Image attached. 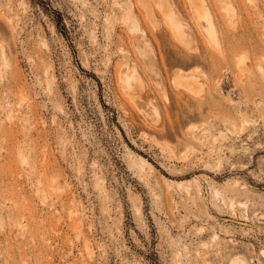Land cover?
<instances>
[{"label": "rangeland", "instance_id": "374dc122", "mask_svg": "<svg viewBox=\"0 0 264 264\" xmlns=\"http://www.w3.org/2000/svg\"><path fill=\"white\" fill-rule=\"evenodd\" d=\"M207 3L0 0V264H264V0Z\"/></svg>", "mask_w": 264, "mask_h": 264}, {"label": "bare ground", "instance_id": "6f19581e", "mask_svg": "<svg viewBox=\"0 0 264 264\" xmlns=\"http://www.w3.org/2000/svg\"><path fill=\"white\" fill-rule=\"evenodd\" d=\"M191 1V6L192 8H194V13L197 15L198 19L200 22H202L204 24V27H205V30L207 32V34L213 39V38H216L217 36V31L214 29V25H213V17H212V13L210 11V8L208 6V3L206 0H190ZM211 4V3H210ZM212 6V5H211ZM227 11V10H226ZM225 11V12H226ZM225 14V13H224ZM177 24V28H178V34L182 37V38H185V39H188V38H191L192 36V33H191V30L190 28H188V26H186V24L183 22H180V21H177L176 22ZM149 51H147L146 53L148 55H150L152 58H153V62L155 60L154 58V55L152 53H148ZM147 60V59H146ZM150 63V62H149ZM158 73V71H157ZM183 75H181L182 77ZM186 76V75H185ZM180 77V78H181ZM189 78H182L181 81L183 82H186L188 84V87L190 89V87L194 90H197L199 87H200V83L201 82H197L193 76H189ZM133 81H135V79H133L132 77H130L127 82H128V85L131 87L132 86V83ZM178 82V80H177ZM181 84V83H180ZM179 85V84H178ZM190 85V87H189ZM193 90V91H194ZM201 90V89H200ZM150 95V93H149ZM248 111V110H247ZM257 111V110H256ZM243 121L246 123V124H250V123H255L258 121L259 117L257 116L256 117V114L255 116L252 115V117H248V115L243 112ZM259 115H260V112H259ZM141 159L144 160L145 162H149L152 166H154L150 161L147 160L146 157H143L141 156ZM218 192V191H217ZM232 264H248L247 260L245 258H242V257H238L236 258Z\"/></svg>", "mask_w": 264, "mask_h": 264}]
</instances>
